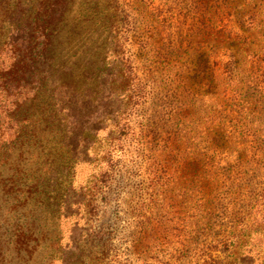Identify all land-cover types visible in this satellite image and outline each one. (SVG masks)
Returning <instances> with one entry per match:
<instances>
[{
  "label": "rangeland",
  "instance_id": "obj_1",
  "mask_svg": "<svg viewBox=\"0 0 264 264\" xmlns=\"http://www.w3.org/2000/svg\"><path fill=\"white\" fill-rule=\"evenodd\" d=\"M120 2L129 15L121 29L123 51L142 99L130 116L108 124L114 136H90L95 161L72 170L75 187L91 188L95 211L86 206L83 216L63 219L56 228L63 245L76 221L109 230L112 264H196L199 256L184 255V249L198 248L212 184L221 177L219 170L214 176L198 167L204 142L212 143L221 130L232 144L243 127L264 135V0ZM110 6L109 0H74L56 34L53 73L80 94H96L100 73L118 56L108 29ZM123 128L127 135L118 141ZM35 150L5 168V179L23 170L18 181L24 196L38 176ZM222 157L234 160L236 153ZM26 215L19 221L29 226ZM47 228L52 235L55 226ZM256 243L262 254L248 264H264V241ZM46 254L22 264H41ZM242 254L250 256L246 248Z\"/></svg>",
  "mask_w": 264,
  "mask_h": 264
},
{
  "label": "trees",
  "instance_id": "obj_2",
  "mask_svg": "<svg viewBox=\"0 0 264 264\" xmlns=\"http://www.w3.org/2000/svg\"><path fill=\"white\" fill-rule=\"evenodd\" d=\"M73 1L0 0V264H22L40 251L44 255L54 250L41 264H112L109 230L76 221L69 242L63 245L56 226L63 219L83 216L85 207L93 205L91 188L75 187L72 170L95 161L90 136L109 131L118 117L130 116L141 102L142 87L133 83L123 51L122 30L129 15L120 0H109L107 17L118 56L100 73L97 93L80 94L54 75L56 34ZM261 77L263 87L264 70ZM120 130L118 141L127 135L125 128ZM115 132L109 131L112 136ZM223 135L220 130L212 143L204 142L206 148L199 154L203 159L197 163L206 174L213 170L215 176L214 170H219L221 177L212 184L209 212L205 211L208 222L197 236L198 248L184 249V255L193 251L199 256L196 264H248V258L262 254L254 249L260 247L256 241H264V135L243 127L232 144ZM34 148L38 176L24 196L18 181L24 178L23 170L5 179V168ZM233 152L234 160L222 157H233ZM222 161L226 166H220ZM26 213L32 220L29 226L19 221ZM140 221L144 228L145 222ZM48 224L55 226L52 235ZM245 248L248 257L242 254Z\"/></svg>",
  "mask_w": 264,
  "mask_h": 264
}]
</instances>
